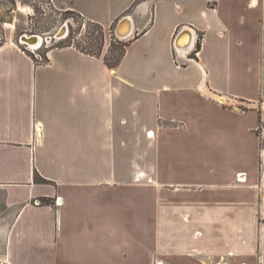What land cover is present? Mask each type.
<instances>
[{"label":"crops","instance_id":"0c3cea01","mask_svg":"<svg viewBox=\"0 0 264 264\" xmlns=\"http://www.w3.org/2000/svg\"><path fill=\"white\" fill-rule=\"evenodd\" d=\"M52 5L115 40L125 17L134 31L116 66L108 37L100 56L68 46L47 62L0 48V264H135L146 171L176 151L195 153L177 163L195 170V264H264V0ZM183 30L201 39L176 60Z\"/></svg>","mask_w":264,"mask_h":264},{"label":"rangeland","instance_id":"374dc122","mask_svg":"<svg viewBox=\"0 0 264 264\" xmlns=\"http://www.w3.org/2000/svg\"><path fill=\"white\" fill-rule=\"evenodd\" d=\"M65 24L70 26L71 35L64 40H53L47 44L49 48L45 44L38 54L42 62L46 51L58 46L75 45L80 50L98 54L107 37L112 43L107 56L109 62L112 63L121 55L124 44L115 40L110 31L102 32L97 25L74 12L57 10L52 5V0H0V48L9 41L25 50L19 42L22 35L54 37ZM61 72L63 73L58 72L54 76L55 84L69 83L72 75ZM259 132L264 143V122ZM68 156L61 155L59 160L53 161L54 168L47 171L57 181L66 177L68 171L61 167L70 164L66 158ZM167 157L168 161L173 160L167 169H159L158 164L153 163V168L146 171V177L153 181V200L137 202L141 209L135 211L134 229L142 225L148 234L146 238L140 231L133 235L132 240L137 244L135 264H195V170H181L177 164L178 161H194L195 164V153L184 155L176 151L172 158L170 154ZM152 160L154 162V157ZM121 170L123 169H118L119 172ZM36 180L44 182L39 177ZM166 195L167 200L163 198L160 205L159 197L166 198ZM165 211L167 215H163ZM143 240L146 241L144 244L141 243ZM214 260L217 262L219 257Z\"/></svg>","mask_w":264,"mask_h":264},{"label":"water","instance_id":"95a60500","mask_svg":"<svg viewBox=\"0 0 264 264\" xmlns=\"http://www.w3.org/2000/svg\"><path fill=\"white\" fill-rule=\"evenodd\" d=\"M134 31L133 21L130 17L123 18L117 25L115 30V36L120 41H127L132 37ZM30 37V38H29ZM69 37V26L65 24L54 37L44 38L41 35H27L24 34L20 37V45L24 46L25 51L34 53L41 49L45 44L52 42L53 40H64ZM198 36L195 32L190 30L181 31L174 42V49L176 52L177 60L181 58L182 51L189 50L197 44Z\"/></svg>","mask_w":264,"mask_h":264},{"label":"trees","instance_id":"16d2710c","mask_svg":"<svg viewBox=\"0 0 264 264\" xmlns=\"http://www.w3.org/2000/svg\"><path fill=\"white\" fill-rule=\"evenodd\" d=\"M97 26L102 30V32H104V31H103V28H102L100 25H97ZM122 44H123V43H122ZM103 45H104V42H103V44H102V46H101L100 53H98V54H97V53H94V52L83 51V50H81V51L84 52V53H86V54L93 55V56H100V55H101V52H102V49H103ZM124 45H125V44H124ZM124 45H123V47H124ZM68 46H75V45L58 46V47H54V48H62V47H68ZM75 47H76V46H75ZM78 49H79V48H78ZM199 49H200V46H199ZM79 50H80V49H79ZM27 54H28L29 56L33 57L34 59H36V57H35V55H34L33 53H31V52H27ZM123 55H124V48H123V51H122L121 55L118 56L117 58H115V59L113 60L112 63L109 62V60H108L107 57L105 58V61H106L107 65H109V66H116V65H118L119 62L121 61ZM42 59L44 60L43 62H47V61H48V59H47L46 56H45V57H42ZM262 145H263V147H264V143H263V142H262Z\"/></svg>","mask_w":264,"mask_h":264},{"label":"flooded vegetation","instance_id":"af4514ba","mask_svg":"<svg viewBox=\"0 0 264 264\" xmlns=\"http://www.w3.org/2000/svg\"><path fill=\"white\" fill-rule=\"evenodd\" d=\"M80 17H81V16H80ZM57 33H58V32H57ZM57 33H56V34H57ZM70 35H71V29H70V26H69V36H70ZM200 39H201V38L199 37V38H198V41H199V42H200ZM44 46H45V45H44ZM44 46H43L42 48H44ZM199 46H200V43H198L197 50L199 49ZM42 48H41V49H42ZM41 49H39V50H41ZM50 49H52V48H50ZM39 50L35 51L33 54H34L35 56H38V54H40V53H39ZM48 50H49V49H48ZM176 60H177V59H176Z\"/></svg>","mask_w":264,"mask_h":264},{"label":"bare ground","instance_id":"6f19581e","mask_svg":"<svg viewBox=\"0 0 264 264\" xmlns=\"http://www.w3.org/2000/svg\"><path fill=\"white\" fill-rule=\"evenodd\" d=\"M30 38V37H29Z\"/></svg>","mask_w":264,"mask_h":264}]
</instances>
